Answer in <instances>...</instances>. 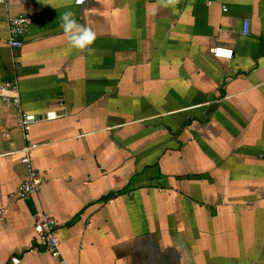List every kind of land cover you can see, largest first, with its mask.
Segmentation results:
<instances>
[{
    "label": "crops",
    "instance_id": "1",
    "mask_svg": "<svg viewBox=\"0 0 264 264\" xmlns=\"http://www.w3.org/2000/svg\"><path fill=\"white\" fill-rule=\"evenodd\" d=\"M76 1L0 6V84L18 82L26 114L62 115L26 140L0 100V264H264V0ZM66 10L95 32L87 48L69 45ZM27 145L42 189L8 200ZM39 212L58 258L33 250Z\"/></svg>",
    "mask_w": 264,
    "mask_h": 264
},
{
    "label": "built area",
    "instance_id": "2",
    "mask_svg": "<svg viewBox=\"0 0 264 264\" xmlns=\"http://www.w3.org/2000/svg\"><path fill=\"white\" fill-rule=\"evenodd\" d=\"M8 0H0V6H6ZM83 0L76 1V4H82ZM211 4V3H209ZM226 11V9H224ZM8 26V44L11 49H20L22 47V41L27 33L31 19L26 15H20L17 17L6 18ZM250 33V23L245 20L243 23V34L248 35ZM214 58L222 60H232L234 57V51L225 47H215L211 50ZM0 100L4 104L12 105L19 114V121L17 124L18 130L22 136L28 140L30 136L31 128L43 121H53L62 117L55 110H51L43 116H37L33 114H26L21 107L20 89L16 80H11L0 84ZM7 138L10 137L9 133H6ZM39 146L27 145L23 150L22 163L26 169V178L24 182L12 193L8 195V200L24 201L36 197L42 189L44 183L43 176L38 173L32 166L30 159V152L35 150ZM5 209H0V221L3 219ZM35 223V237L38 245L34 247V251H44L54 258H58L61 255L60 240L58 237V225L54 218L45 212H39L36 217ZM18 259L13 258L11 264H17Z\"/></svg>",
    "mask_w": 264,
    "mask_h": 264
},
{
    "label": "clouds",
    "instance_id": "3",
    "mask_svg": "<svg viewBox=\"0 0 264 264\" xmlns=\"http://www.w3.org/2000/svg\"><path fill=\"white\" fill-rule=\"evenodd\" d=\"M59 21V26L71 47L85 49L94 42L95 32L77 23L71 10L60 13Z\"/></svg>",
    "mask_w": 264,
    "mask_h": 264
}]
</instances>
